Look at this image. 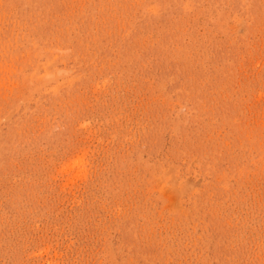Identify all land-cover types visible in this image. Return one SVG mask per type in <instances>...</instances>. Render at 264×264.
<instances>
[{
  "label": "rangeland",
  "instance_id": "374dc122",
  "mask_svg": "<svg viewBox=\"0 0 264 264\" xmlns=\"http://www.w3.org/2000/svg\"><path fill=\"white\" fill-rule=\"evenodd\" d=\"M0 264H264V0H0Z\"/></svg>",
  "mask_w": 264,
  "mask_h": 264
}]
</instances>
